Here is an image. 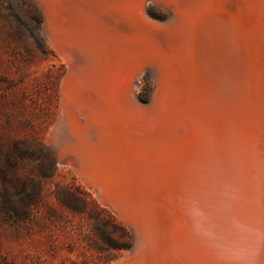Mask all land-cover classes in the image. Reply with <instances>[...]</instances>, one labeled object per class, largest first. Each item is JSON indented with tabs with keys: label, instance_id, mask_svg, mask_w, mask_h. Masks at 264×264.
<instances>
[{
	"label": "bare ground",
	"instance_id": "6f19581e",
	"mask_svg": "<svg viewBox=\"0 0 264 264\" xmlns=\"http://www.w3.org/2000/svg\"><path fill=\"white\" fill-rule=\"evenodd\" d=\"M36 1L66 65L47 144L133 233L124 264H264V0Z\"/></svg>",
	"mask_w": 264,
	"mask_h": 264
},
{
	"label": "rangeland",
	"instance_id": "374dc122",
	"mask_svg": "<svg viewBox=\"0 0 264 264\" xmlns=\"http://www.w3.org/2000/svg\"><path fill=\"white\" fill-rule=\"evenodd\" d=\"M146 8L153 20L169 18L161 4ZM43 22L36 0H0V264H115L133 233L47 144L66 65ZM153 93L142 75L136 98Z\"/></svg>",
	"mask_w": 264,
	"mask_h": 264
},
{
	"label": "water",
	"instance_id": "95a60500",
	"mask_svg": "<svg viewBox=\"0 0 264 264\" xmlns=\"http://www.w3.org/2000/svg\"><path fill=\"white\" fill-rule=\"evenodd\" d=\"M231 102L232 103L233 102L236 103L235 100H232ZM234 118L237 120L236 123L239 124L238 122H240V120H238L237 115L231 116V119H234ZM239 126H241V128ZM236 127H238V130H239V133H240V130L243 127L242 124L241 125L240 124L236 125ZM132 249H133V246H132V248L129 251L131 252ZM135 256H136V251L132 252L127 258H124V257L120 258L115 264H124L125 262H128V261L132 260Z\"/></svg>",
	"mask_w": 264,
	"mask_h": 264
},
{
	"label": "trees",
	"instance_id": "16d2710c",
	"mask_svg": "<svg viewBox=\"0 0 264 264\" xmlns=\"http://www.w3.org/2000/svg\"><path fill=\"white\" fill-rule=\"evenodd\" d=\"M143 101H145V99L142 98Z\"/></svg>",
	"mask_w": 264,
	"mask_h": 264
}]
</instances>
